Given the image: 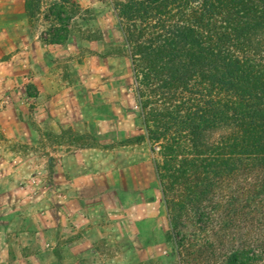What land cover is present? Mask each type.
<instances>
[{
    "label": "rangeland",
    "instance_id": "rangeland-1",
    "mask_svg": "<svg viewBox=\"0 0 264 264\" xmlns=\"http://www.w3.org/2000/svg\"><path fill=\"white\" fill-rule=\"evenodd\" d=\"M56 4L64 8L63 21L51 13L59 11ZM63 36L66 40L54 43ZM26 41L33 42L31 47L39 52L46 50H41L39 65L45 60L57 66L60 79L71 83L72 96L77 99L71 112L73 126L61 136L45 131L46 140L51 145L86 147L94 166L101 163L109 170L120 168L124 200L130 198L129 192L141 198L133 208L130 201L118 200L123 216L115 224L117 231L110 228L97 247L87 250L92 251L87 264H223L230 252L249 246L245 233H240L245 223L234 211L237 200L230 197L239 200L240 208L251 205L245 202V194L253 179H239L240 184L236 179L216 182L207 197L183 211L174 229L156 169V163L162 160V148L144 138L131 60L111 0H0V52L6 48L19 52ZM1 74V82L9 77L5 71ZM33 84L27 92L36 96ZM29 156L35 167L20 183L36 176L43 190L38 195L27 192L30 195L23 203L27 213L16 217L14 231L6 234L10 238L13 235V245L8 247L6 238L0 237V257H23L26 264H67L68 248L50 243L53 239L62 241L59 232L46 229L44 220L35 212L40 194L52 184L50 175L38 165L37 150ZM106 179L108 184L112 182L110 172ZM175 195L177 198L180 193ZM110 198L107 196L105 201L108 209L112 207ZM0 203L4 208L5 203ZM28 208L34 210L28 212ZM1 219L0 230H6L10 226L5 218Z\"/></svg>",
    "mask_w": 264,
    "mask_h": 264
},
{
    "label": "trees",
    "instance_id": "trees-1",
    "mask_svg": "<svg viewBox=\"0 0 264 264\" xmlns=\"http://www.w3.org/2000/svg\"><path fill=\"white\" fill-rule=\"evenodd\" d=\"M111 4L131 60L144 138L162 148L156 169L174 229L216 182L253 179L243 191L251 205L240 208L230 197L249 246L223 264H264V0ZM56 7L51 13L63 21L64 8Z\"/></svg>",
    "mask_w": 264,
    "mask_h": 264
},
{
    "label": "crops",
    "instance_id": "crops-1",
    "mask_svg": "<svg viewBox=\"0 0 264 264\" xmlns=\"http://www.w3.org/2000/svg\"><path fill=\"white\" fill-rule=\"evenodd\" d=\"M32 45L33 42L26 41L19 52L10 48L0 52V202L5 203L4 208L0 206V220L5 218V223L12 227L0 230V237L6 238L4 243L8 247L13 245V235L10 238L6 234L14 229L16 217L27 213L23 203L28 193L21 188L20 181L35 167L29 153L37 150L38 165L47 170L52 184L40 194L35 212L44 220L46 229L59 232L62 241L53 239L50 243L68 248L66 263L87 264L92 259V251L87 250L97 247L110 228L117 231L115 224L123 216L119 213L118 200L130 201L133 208L134 202L141 198L129 192L130 198L124 200L120 168L109 170L101 163L99 167L94 166L86 147L67 143L51 145L46 140L45 131L61 136L73 126L71 112L77 99L72 96L71 83L60 79L61 71L57 66L45 60L39 65L42 49L39 52ZM4 57H8L7 60L1 61ZM4 71L9 77L1 82ZM32 84L36 96L27 92ZM108 172L112 174L109 184ZM107 196L112 200L110 209L105 202ZM15 201L17 204L11 203ZM28 209V212L34 210ZM108 221L113 224L109 226ZM47 232L49 235L50 231ZM25 261L23 257H0V264H26Z\"/></svg>",
    "mask_w": 264,
    "mask_h": 264
},
{
    "label": "built area",
    "instance_id": "built-area-1",
    "mask_svg": "<svg viewBox=\"0 0 264 264\" xmlns=\"http://www.w3.org/2000/svg\"><path fill=\"white\" fill-rule=\"evenodd\" d=\"M21 188L25 192H30L32 195H38L42 189V182L36 176H31L21 183Z\"/></svg>",
    "mask_w": 264,
    "mask_h": 264
}]
</instances>
